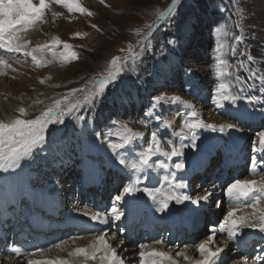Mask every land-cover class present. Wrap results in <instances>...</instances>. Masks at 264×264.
I'll return each mask as SVG.
<instances>
[{
	"label": "rangeland",
	"instance_id": "374dc122",
	"mask_svg": "<svg viewBox=\"0 0 264 264\" xmlns=\"http://www.w3.org/2000/svg\"><path fill=\"white\" fill-rule=\"evenodd\" d=\"M201 1L181 0V3L177 6V14L173 17L172 21L168 24H162L159 30L153 34L151 47L146 48L142 52L134 65L135 71L121 74L120 78L108 87L101 101L95 105L94 110L85 109L77 113V115H83L85 117L84 120L65 117L63 124L50 125L43 145L33 149L30 156L23 158L20 161L19 167L9 169L7 172H0V195L4 194L6 190L10 193L6 202L7 214L2 221L6 230L10 231L8 237L11 233H15L12 229L17 225H21L17 229L22 228L24 214L28 213L32 218L38 217L41 219L42 215L34 212L33 208H30V200H27L25 196L28 191L57 193L63 200L66 199L70 202L66 201V203L70 204V208L76 207L77 201H83L80 207H87V205L94 206V202H92L93 204H89L86 201L87 196L80 199L84 172L92 168H88L86 171L85 169L92 164L97 166L94 169L100 170L104 183L99 188H104L108 196L105 204L108 203L109 205L106 208L104 206L101 210L106 211L111 207L113 198L122 191L129 180L126 175L114 170L112 165H107V160L102 154H98L97 157V154L86 148V143L91 139L99 140L103 138L104 145L107 147L110 139L116 142V137L106 138L107 131L113 127V121L127 122L134 130L143 132L145 136L142 142L146 144L151 132L154 129L160 128V121H157L155 118L159 115L162 119L167 118L173 121L171 127L161 129V139L166 149L168 148V140H172L177 146L183 142H188L190 137L182 139L177 135L176 137L172 136V133H177L180 129L176 123L177 120L181 119V117L183 119L185 109H181L179 113L180 104L165 103L154 109L151 116L147 115L152 106L153 97L157 95H179L182 97V100L188 101L196 108L200 107L202 110L212 111L211 113H214V116L219 117L221 115L219 118L224 121L231 120L237 124L239 129H244V142H246L248 149L245 151L246 158L240 172L249 170L252 161L256 162V166L260 172L263 171L264 164H261L260 160L264 158V154L254 152L253 146L256 145L259 139L257 133L264 131V117L259 115L260 118L258 120H253L252 118H247L248 116L246 115L247 119L243 118L239 120L236 115H233L227 109L228 107H218L212 99L214 86L211 82L216 83L212 70L214 63L213 47L216 40L213 29L220 23H226L235 34H239L240 30L235 29L234 24L237 22L243 24V30L248 38L238 46L235 56L229 55L227 57L231 64H235L237 60L242 58L241 53L247 51L253 55L252 34L249 31L250 24L247 23L245 12H243V17L237 15L234 0H203L202 4H200ZM245 1L239 0L240 8L244 11L243 3ZM81 3L92 10L95 15L89 17L76 12L69 13L64 7L53 4V10L60 12L61 15L56 17L53 22L51 13H48L46 23L38 25L26 34V38L31 42L32 46L44 43L50 40L53 35H57L60 39L68 41L74 46V50L80 54L78 60L70 61L68 64H61L58 60H53L57 63L56 70L59 71V73H55L52 72L53 70L48 65L36 67L30 57H25L22 54H13L11 57H5L12 64L15 71L6 69L5 74L0 75V119L19 115L16 111L19 107L26 108L27 115L24 118L32 119L52 99L66 93L70 88L80 87L95 73L103 71L106 61L112 56H124L125 52H121L120 50L127 49L129 43L133 45L135 51L139 52L140 48L136 43L139 37L133 30L138 27L142 28L145 23L151 22L154 19V10L156 8L164 9L170 3V0H105L104 4L100 3V0H81ZM91 24H96L100 31L93 29ZM77 31L87 33V35L76 38L72 34ZM169 41H173L174 43H168ZM46 55L49 58L51 57L50 53H46ZM243 58L246 59V56ZM208 66L209 68L206 70L202 69ZM128 67H133L131 62H129ZM251 67L255 68L254 63L251 64ZM200 70L203 73L200 78L206 82L205 85H202L201 82L198 85L195 80L197 78L196 72H201ZM234 70L238 74L247 75L242 70ZM41 79L45 81L43 84L40 83ZM55 85H59V87H55ZM134 86H137L139 90H135ZM187 89H190L191 92ZM235 89L240 95L251 94L250 89L247 88L243 92L239 88L235 87ZM125 92H129L131 95L129 99L117 101ZM205 97L208 98H206V102H203ZM105 100H107L108 104L113 101L114 104L117 101V104L108 108L103 113L100 109ZM36 101H41V103H36ZM242 101L247 100L240 99L239 103ZM249 110H252L251 106L247 107L248 112ZM203 114L205 115V112ZM79 122L81 128L80 130H76V125ZM97 133H100V135L97 136ZM180 139L182 142H180ZM137 143L139 144L141 141ZM135 150L139 151V148ZM184 152L185 149L183 148L182 154ZM101 153L103 152L101 151ZM117 154L127 155L129 153L123 149L115 151L112 149V155L117 156ZM129 156L131 157L130 154ZM131 159L132 157L128 160L131 161ZM183 159L186 161L187 157L183 155L173 157L171 160H167L164 157L159 158L160 161L170 165L173 171L170 173L167 168L158 167L157 162H155L156 169H154L155 165H152L150 169L152 173L157 172V179L160 174L161 177L163 176L162 179L164 181V177L167 175L171 178L172 173H175V179H177L181 172L175 170L171 166V163L178 160L183 161ZM153 160L156 161V158H153ZM218 160L219 158L215 162H212L213 168L216 167L214 168V174L213 171L206 174L197 173L193 176L190 185L196 186V183L199 182L200 186L202 184V187L208 191L211 180H215L219 186L223 184L226 186L228 182H231L227 174L229 176H234L235 174L232 170H226V173H224L226 176L222 177L224 174L221 172V161L218 162ZM145 171L138 172L136 176V178H141L139 182L142 183V186L147 183L146 176L144 175ZM239 174L237 172L236 177ZM242 175L244 176L245 174ZM9 181L13 186L9 184ZM154 187H156L155 184ZM167 187H169L168 184ZM15 188L19 191L20 195V200L17 199V201L14 196ZM69 189L70 198L64 195V190L69 191ZM215 191H218V189ZM189 195L194 197L193 191ZM216 199L217 197L212 195V198L206 204L208 207V217L202 223L200 231L196 234L197 236L195 235L194 244L206 238L212 218L214 216L217 218L221 216L219 213L213 215L214 212H221L223 216L229 207V203L224 202L222 199L224 208H217L216 210ZM218 200L221 201L220 198ZM15 201L17 202L16 205ZM118 207L121 211L125 212L124 207L119 204ZM67 212L64 211L65 214H62L60 219L64 221L68 220L71 217L69 216L71 213L68 214ZM12 214L14 218L10 217ZM125 219L124 215L119 221H110L109 227L113 229L111 230L108 227L105 231H111L112 234L116 235V244L120 240L128 242L131 232L135 233V231H138L137 228H132L129 232L123 224ZM120 229L124 231L121 232ZM93 233L89 229V231L72 235L71 230L64 234V238H61V236L57 239L50 238L52 239L51 243L42 248L46 249L44 253L50 250V254L54 255L55 258L59 255L66 257L67 251L73 244V237L76 239L83 237L85 239L89 236L92 237ZM163 233L166 236H171V232L168 233V230H166V232L160 233L157 238L152 239L146 244L153 246L155 245V241H163ZM222 235L224 233H218L215 240H218L219 236ZM176 240L174 235L171 244L175 243ZM63 241H68V246L66 245L67 247H64L62 251L65 254H60L61 249H57L55 245ZM219 242H217V246L222 245ZM139 244H141V241L137 242L134 246V254L139 251ZM175 246H179V250L184 247L181 243ZM215 246V244L212 245V247ZM232 251L234 252L235 250ZM228 262H232V260ZM2 263L6 264V259L3 258Z\"/></svg>",
	"mask_w": 264,
	"mask_h": 264
},
{
	"label": "snow or ice",
	"instance_id": "6c2138e0",
	"mask_svg": "<svg viewBox=\"0 0 264 264\" xmlns=\"http://www.w3.org/2000/svg\"><path fill=\"white\" fill-rule=\"evenodd\" d=\"M234 2L237 15L243 17L244 10L240 8L239 0H234ZM100 3L104 4L105 0H100ZM180 3L181 0H170L164 9L156 8L154 19L151 22L145 23L142 28L138 27L133 30L139 37L136 41L140 48L139 52L135 51L133 45L129 43L127 49L120 50L125 52L124 56H112L106 61L103 71L95 73L80 87L70 88L66 93L52 99L32 119L24 118L27 115L25 107H19L16 110L19 115L0 119V172H7L9 169L19 167L23 158L30 156L33 149L43 145L50 125L63 124L65 117L84 120L85 117L77 115V113L85 109L94 110L95 105L101 101L108 87L114 84L121 74L135 71L136 61L146 48L151 47L153 34L159 30L162 24H168L172 21L177 14V6ZM53 4L64 7L69 13L76 12L89 17L95 15L92 10L82 5L81 0H0V50H3L4 53L0 54V75L5 74L6 69L15 71L12 64L5 59V54H22L25 57H30L36 67H44L51 64L53 60H58L61 64H68L70 61L80 58V54L74 50V46L68 41L60 39L57 35H53L50 40L35 46H32L26 38V34L31 29L47 22L48 13H51L53 22L56 17L61 15L60 12L53 10ZM91 27L100 31L96 24H91ZM234 28L240 30L239 34H235L226 23H220L213 29L216 40L213 47L214 63L212 69L217 82L213 88L212 99L218 107H222L225 101L235 104L240 99H246L249 103L264 100V68L251 67V64L256 61V57L245 51L241 53L242 58L237 60L235 64H231L227 59L229 55L235 56L238 46L248 38L242 23H235ZM72 35L80 38L86 36L87 33L77 31ZM168 43L174 42L169 41ZM46 53H50L52 59L46 58ZM245 56L246 59L243 58ZM129 62L132 63L133 67H128ZM234 69L242 70L247 75L238 74ZM48 78L50 79V77ZM44 82L43 79L40 80V83L43 84ZM55 87H59V85H55ZM234 87L239 88L242 92L245 88L255 91L259 87L262 94H234ZM36 103H41V101H36ZM165 103L184 106L185 111L183 112L181 127L175 135L182 139L191 137L193 148L197 147L199 129L221 133L233 129L240 130L235 123L206 122L196 107L182 100L179 95H157L153 97L152 106L147 115L151 116L154 109ZM155 118L160 121V128L151 132L146 144L142 142L145 134L134 130L127 122L113 121V127L106 133V138H117L116 142L109 140L108 146L111 149L114 151L123 149L131 155V161L119 154H117V159L121 165H126L133 172H144L152 167L153 158H156L158 167L168 168L169 165L160 161V157L171 160L173 157L182 155L185 145L177 146L172 140H168V148L166 149L161 139V129L171 127L173 121L167 118L162 119L159 115ZM99 135L100 133H97V136ZM257 136L259 148L254 146L253 151L264 153V131L258 132ZM138 141L141 143L138 144ZM136 148H139V151H136ZM260 162L264 164V159H261ZM173 167L179 171L185 165L181 160L175 163ZM250 174L260 178L251 180L235 178L223 186V195L227 198L230 206L224 212L223 218L219 219L218 224L209 225L206 238L194 245L195 250L199 253V258L189 256L186 248L177 251L175 257H182L187 264H222L221 254L228 245L225 243L223 246L212 247L218 233L226 232L228 240L236 239L241 228L258 229L264 233V175H261L255 165L250 169ZM164 182L169 187L140 189L138 187L139 179H130L122 191L113 198L109 209L103 212L84 211L82 215L101 225H108L110 221H119L125 215L118 207L119 202L126 196H131L138 191H143L149 199L156 203V210L159 212L169 211L172 203L183 205L185 202H191L194 205H199L201 201L207 202L212 198L211 192H205L204 195L193 198L185 191H177V189H186L188 185L183 180L177 181L175 173H172L171 178L166 175ZM215 207L221 208L222 201L216 200ZM245 209L251 211H244ZM120 231L123 232L124 230L120 229ZM111 239L115 240L116 235L112 234ZM67 243L68 241H63L57 243L55 247L63 250ZM123 243L124 241L120 240L119 245L113 247L109 240V234L105 231H99V234L94 235L87 245L77 246L68 251V258L59 256L54 259L29 258L27 264H88V261H96V264H126L125 259L118 252V248ZM154 243L162 244L163 241L158 240ZM138 249L139 251L136 253L138 264H179V261L169 251H163L146 243L139 244ZM10 250L17 256L21 254L18 247H12ZM44 251L43 248L37 247L30 255L43 254ZM256 259L264 261V255H259ZM242 260L243 264H248V257H242Z\"/></svg>",
	"mask_w": 264,
	"mask_h": 264
},
{
	"label": "bare ground",
	"instance_id": "6f19581e",
	"mask_svg": "<svg viewBox=\"0 0 264 264\" xmlns=\"http://www.w3.org/2000/svg\"><path fill=\"white\" fill-rule=\"evenodd\" d=\"M244 9H245V17L247 20V23L250 24V28L249 31L252 34V44H253V56L256 57V63L254 62L255 68L257 69H261L264 68V55H262V53H264V0H246L244 3ZM251 50V49H250ZM0 54H4L3 50H0ZM11 57L13 56V54H5V57ZM48 55H46V58L48 59H52L51 57H47ZM9 61V60H8ZM48 66L50 67V69H52V72L55 73H59V71H57V63L56 62H52L51 64H48ZM253 66V65H252ZM211 67V66H210ZM15 68V66H14ZM208 67H203V70H206ZM213 70V69H212ZM6 71V70H5ZM201 71V70H200ZM212 72V71H211ZM197 73V78L195 79L197 84L199 82L202 83V85H205V81L201 80V76H202V71L201 72H196ZM205 73V71H204ZM201 80V81H200ZM217 82V81H216ZM212 85L214 86L215 84L213 82H211ZM258 83V82H257ZM199 85V84H198ZM189 92H191L190 89H187ZM233 92L234 94H238L237 90L235 89V87L233 88ZM251 94L253 95H261V91L259 89V87L256 88L255 91L250 89ZM250 94V93H249ZM213 96V95H212ZM209 97V96H208ZM205 97L203 99V102H206V98ZM188 102V101H187ZM251 106L252 110H249V112L247 111V107ZM224 107H228L227 109L230 110L233 115H236L238 117V119H243L246 118V115L248 116L247 118H252L253 120H258L260 118V116L264 117V100H261L259 102H255V103H248V101H242L241 103H239V100L235 103L232 104L229 101H225L223 102V106L221 108ZM200 107H197L196 109L201 113L203 119L208 122V123H216V124H220V123H233L231 120L230 121H224L223 119L219 118L221 115H219V117L214 116V113H211L210 111L207 110H202ZM181 109H184L183 105H180V110H178V112H181ZM205 112V115L203 114ZM260 115V116H259ZM208 118V119H206ZM246 118V119H247ZM215 120V121H213ZM181 122H182V117L181 119L179 118L177 120V125L179 126L178 128L181 127ZM242 122V121H241ZM262 122V121H261ZM243 126V125H242ZM81 126H80V122L77 123L76 125V130H80ZM172 136H175V133H172ZM197 136L198 139L196 141L197 147L193 148L191 146V137L189 139L188 142H183L182 144L185 145V147H183L185 149V152L181 155H185L187 157L186 161L183 159L184 165L185 167L182 170H179L181 173H179L180 176L177 177V181L179 180H183L187 183L188 187L186 189L183 190H179L177 189V191H185L186 193H190L193 191V198H195L196 196L199 195H204L205 192H211L212 195L216 196L218 200L219 199V194L222 195V186H219L215 180H211L209 182L210 188L207 191L206 189H204L201 184H199V182L196 183V186H192L190 185L191 180L193 178V176H195V174L197 173H211L213 171V174L215 173L214 167L212 165V162H215V160L217 158H219L218 162L222 161L221 165L223 166V168H226L227 166H229L231 169H233V172L237 170V165L242 163L244 161L245 157V151L246 149H248V147H246V142H244V136H245V130L244 129H240V130H228L226 132H212L210 130H205V129H199L197 132ZM103 138H100L99 140L97 139H91L88 140V142L86 143V148L90 149L93 151V153L97 154H102L104 156V158L107 160V165H112V168L114 170L120 171L122 174L127 176V179L130 180H136L141 179L140 177H137V173L138 172H133L129 167H127L126 165H121L119 163V160L117 159V156L112 155V149L107 145V147L104 145V142L102 140ZM180 142L181 139H180ZM103 146V148H101ZM256 148H259V139L258 142H256V145H254ZM253 146V147H254ZM95 148V149H94ZM104 151H103V150ZM101 151L103 153H101ZM258 152V151H257ZM125 159H129L131 158L129 156V154L127 155H122ZM216 158V159H215ZM178 159V158H177ZM222 159V160H221ZM155 160H153V165H155L154 169H156V164H155ZM180 162V160L173 161L171 163V166L173 167V165L175 163ZM218 164V163H217ZM255 163L253 162L252 166ZM216 165V164H215ZM97 168L96 165H90L89 167H87L85 169V171L88 168H92V169H88L86 172H84V176H83V180H82V190L80 193V199H82V197L87 196L86 201L90 204L92 202H94V204L100 205V203H104L102 204V206H100V209L103 208L106 205L109 204H105L106 200H108V196H107V191L104 190V188H99V186L104 183L103 178H101V172L99 169H94ZM174 168V167H173ZM222 168V169H223ZM252 168V167H251ZM250 168V169H251ZM175 169V168H174ZM91 170V171H90ZM168 172H173L169 167L167 168ZM176 170V169H175ZM223 172H225V169H223ZM247 172V174H246ZM242 174H245L244 176ZM144 175L146 176L147 179V183L146 185L139 182L138 187L140 189H143L145 187L148 188H154V184L156 187H163V188H167V184L163 181V176L161 177L160 174L158 175L159 178L157 179V172H153L151 171L150 168L146 169ZM241 177L239 176L240 179H259V176H253L250 174V170L249 171H242L240 172ZM264 175V173L262 174ZM215 177V175H214ZM228 178H230V181L232 180V175L227 176ZM213 179V177H212ZM14 183V182H13ZM9 184L12 185V183L9 181ZM15 185V183H14ZM13 186V185H12ZM142 186V187H140ZM204 189V190H203ZM216 189H220V191H215ZM55 192V191H53ZM64 195L65 196H69L70 198V189L68 190H64ZM218 192V194L216 195V193ZM10 195L9 191L6 190V192L4 194L0 195V242H2L3 240H7V242H12V244H17L15 237L12 233L10 234V236L8 237L9 234V230H6V228L4 227V223H2V221L4 220V218L6 217V202L8 201V196ZM88 195H90V197H88ZM14 196L16 197V201L17 199L20 200V195H19V191L15 188V192H14ZM27 197V200H30V208H33L34 212H39L40 215H43L44 217V221H42L39 218H32L31 215H29L28 213L25 215L24 214V218L22 219L25 228V235H29V234H33L36 233L35 231H33V228L35 227H39L41 228L43 231L46 229H49L50 227L53 226L54 231H59V233H56L57 236H61V238H64V234H66L68 231H73L76 229L73 228H67L65 230H63V227H61V225H56V222L61 223L62 225L64 224V221L61 219L59 220L60 216L62 214H65L64 211H68V213L70 214V218L73 220V223H69V224H75L78 221H81L84 223V228L81 229L77 234H80L84 231H93V235H98L99 231H106V229H108L109 224L108 225H101L98 223H95L93 221H91L88 217L82 215V212L84 211H92V206H81L80 205L83 203V201H77L76 202V207L70 208V203L69 201H67L66 199H62L61 196H59L57 193H44V192H39V191H28L25 195ZM224 198H226L224 196ZM96 199L98 201H96ZM15 201V205L17 204V202ZM66 201L68 203H66ZM104 201V202H102ZM210 201V200H209ZM207 201V202H209ZM207 202L205 201H201L199 205H194L191 202H185L183 205H176L175 203H172L170 205V210L169 211H165V212H159L156 210L157 208V204L154 203L151 199L148 198V196L143 192V191H138L136 193H134L131 196H126L121 202H119V205L125 207V216H127L126 221L123 223L124 225L127 226H132L135 225L138 218L140 217V211L146 212V218L149 219V217L153 216V220H154V225L157 227H164V226H169V228L171 226H177V227H181V232H182V236L184 234L187 233L188 230V225H190V227H192L193 223L194 226L197 225V223L199 222L201 216H203L201 222L199 223V226L202 224V222L208 217V207H207ZM87 203V204H88ZM89 207V208H88ZM108 207V206H107ZM224 207H221L220 209H222ZM94 209V208H93ZM217 210V208H216ZM244 211H251L250 209H245ZM101 212H103L101 210ZM216 213H219V215H221L219 218L215 217L212 218L211 223H218L219 219H222V213L215 211L213 215H215ZM15 214V213H14ZM10 217L14 218V215L12 214ZM194 217H196L195 221H194ZM91 224L90 226H85L86 224ZM34 224H36L35 226H33ZM143 225L149 224V223H142ZM50 225V226H49ZM20 225H17V227H19ZM92 226V227H91ZM156 227V228H157ZM15 228V227H14ZM14 228L12 230H14ZM20 228V227H19ZM109 229H113L112 227H109ZM150 230V229H149ZM200 230L197 229L196 233L191 234L189 236H186L185 238L181 237V238H175L177 239L175 241V243L171 244V242H173L174 239V234H171V236L169 235H165L166 237L163 239V243L162 244H155L152 247H156L158 249H161L163 251H169L170 254L176 258L179 261V264H187L186 261L183 260L182 257H175V253L177 251H179V246H175V245H179L180 243L184 246L182 249H187V254L189 256H192V254H194L192 257L194 258H199V253L195 250L194 247V242H195V237L197 236L196 234L199 232ZM258 229H249V228H241L237 234L240 235V239L243 238V236L245 234H250V233H254V232H258ZM72 232V233H73ZM163 232V231H162ZM161 232V233H162ZM55 233V232H54ZM54 233H48L46 234V237L51 238L52 236H54ZM107 233L109 234V240L110 243L113 244V247H116L117 245H119V243H115V241L117 240H113L111 239V231H107ZM174 233V232H173ZM262 233V232H261ZM7 234V235H6ZM156 234V233H155ZM160 233L156 234V236L154 234H152L151 236H146V235H140L137 236L134 240H132V236H129L128 238V242H124L122 245H120V247L118 248V252L119 254L125 259L126 264H138V257L136 255V253L134 254V246H135V242H140L141 243H148L150 242L152 239H155L158 237ZM264 234V233H263ZM69 235V234H68ZM73 235V234H72ZM196 235V236H195ZM155 236V237H154ZM91 236H89L88 238L86 237L85 239H83V237L76 239L73 237L72 240H75V243H73L72 241V245L69 248L68 251H71L72 248L74 247H83L85 245H87L89 243V241L92 239ZM138 238H140L141 240H138ZM184 239V240H183ZM256 242H253V244L251 245L250 248H252L254 245L257 244H261V240L259 238H254ZM203 240V239H202ZM220 241V242H219ZM200 241H198L197 243H199ZM217 242L221 243L223 246L225 243H227L228 247L225 248V251L221 254V261L222 264H243V260L242 257H248V261L249 259H253L252 257H250V254H238L237 252H231L233 244L231 240L227 239V233L225 232L224 235L219 236L218 240H215V245L217 246ZM258 242V243H257ZM25 245H28V243L23 242ZM71 243V242H70ZM50 244V243H49ZM70 245V244H69ZM68 246V245H67ZM64 246V247H67ZM215 246V247H216ZM13 247V246H12ZM10 247V249L12 248ZM16 247V246H14ZM22 248H20L21 250V254L19 256H17L15 253H12L11 250L8 251V253L5 255L3 254L2 256H0V264L2 263L3 258L6 259V264H27V259L32 258V259H54V255H51L50 250L48 252V250L46 251V253H36L35 256H31L30 254L33 253L31 251V253L28 252H24L23 246H21ZM37 247H40V245H34L32 246V248L35 250ZM42 248V247H40ZM214 248V247H213ZM180 249V250H182ZM46 250V249H45ZM64 250V248H63ZM63 250H60V254H65V252H62ZM67 251V253H68ZM260 253L261 255H264V244L263 247L260 248ZM53 254V253H52ZM197 255V257H196ZM56 256V255H55ZM60 257H64L63 255H59ZM45 257V258H44ZM64 258H68L67 256ZM229 260H232V262H228ZM8 262V263H7ZM260 262V261H259ZM259 262H248V264H260ZM88 264H96V261H88Z\"/></svg>",
	"mask_w": 264,
	"mask_h": 264
},
{
	"label": "trees",
	"instance_id": "16d2710c",
	"mask_svg": "<svg viewBox=\"0 0 264 264\" xmlns=\"http://www.w3.org/2000/svg\"><path fill=\"white\" fill-rule=\"evenodd\" d=\"M202 2H203V0L200 2V4H202ZM168 34H169V33H168ZM134 89H135V90H139V88H138L137 86H134ZM130 96H131V95L129 94V92H125V93L123 94L122 97L118 98L119 100H117V101L127 100V99H129ZM117 101L115 102V104H114V101H113V102H110V103L108 104L107 100H105L104 103L102 104V107H101L100 110H101L103 113H105V112L107 111L108 108L112 107L113 105H116V104H117Z\"/></svg>",
	"mask_w": 264,
	"mask_h": 264
}]
</instances>
